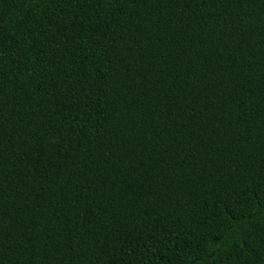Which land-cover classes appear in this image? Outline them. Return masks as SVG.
Wrapping results in <instances>:
<instances>
[{
    "label": "trees",
    "instance_id": "1",
    "mask_svg": "<svg viewBox=\"0 0 264 264\" xmlns=\"http://www.w3.org/2000/svg\"><path fill=\"white\" fill-rule=\"evenodd\" d=\"M0 264H264V0H0Z\"/></svg>",
    "mask_w": 264,
    "mask_h": 264
}]
</instances>
